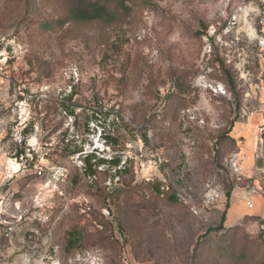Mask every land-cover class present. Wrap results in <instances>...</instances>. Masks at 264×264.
<instances>
[{"label":"rangeland","instance_id":"rangeland-1","mask_svg":"<svg viewBox=\"0 0 264 264\" xmlns=\"http://www.w3.org/2000/svg\"><path fill=\"white\" fill-rule=\"evenodd\" d=\"M78 1L0 0V264H264V0Z\"/></svg>","mask_w":264,"mask_h":264},{"label":"trees","instance_id":"trees-1","mask_svg":"<svg viewBox=\"0 0 264 264\" xmlns=\"http://www.w3.org/2000/svg\"><path fill=\"white\" fill-rule=\"evenodd\" d=\"M105 1H119V0H105ZM71 16L74 20L77 21H86V22H93V21H105V22H112L115 20V16L110 13L107 7L100 1H88V0H79L77 6L73 9ZM227 73V72H225ZM230 81V80H229ZM231 82V81H230ZM95 154H87L84 159V169L89 176L94 177L96 175L97 167L100 162L96 161ZM92 160L95 162L92 164ZM103 163L105 161H102ZM98 165V166H97ZM114 166H118V163H115ZM228 199L231 197L230 192L227 193ZM171 202L177 201V197L171 195L169 197ZM72 242L69 241V244Z\"/></svg>","mask_w":264,"mask_h":264},{"label":"built area","instance_id":"built-area-1","mask_svg":"<svg viewBox=\"0 0 264 264\" xmlns=\"http://www.w3.org/2000/svg\"><path fill=\"white\" fill-rule=\"evenodd\" d=\"M254 113L251 114V116H253ZM259 132L260 134H264V125L260 126L259 128ZM241 155V149H238V152H235V154H233V156H231L230 160H227V164L230 168V170L232 171V174L238 178V180H243L246 176L244 173V163H243V159ZM39 174H41V172H39ZM258 190V192L261 193V190L259 188H256L255 191ZM248 206L250 209L254 208V202H248Z\"/></svg>","mask_w":264,"mask_h":264},{"label":"crops","instance_id":"crops-1","mask_svg":"<svg viewBox=\"0 0 264 264\" xmlns=\"http://www.w3.org/2000/svg\"><path fill=\"white\" fill-rule=\"evenodd\" d=\"M241 201V200H240ZM239 201V202H240ZM258 201H260V200H258ZM253 202H254V200H253ZM236 207H237V212H239L240 214L242 213V211H243V208H242V202H240L238 205H236ZM254 208H255V202H254Z\"/></svg>","mask_w":264,"mask_h":264}]
</instances>
